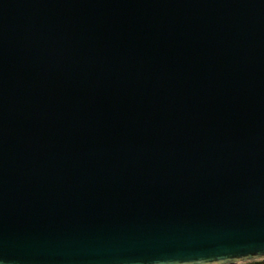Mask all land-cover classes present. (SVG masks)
I'll use <instances>...</instances> for the list:
<instances>
[{"label": "water", "instance_id": "1", "mask_svg": "<svg viewBox=\"0 0 264 264\" xmlns=\"http://www.w3.org/2000/svg\"><path fill=\"white\" fill-rule=\"evenodd\" d=\"M264 259V0H0V264Z\"/></svg>", "mask_w": 264, "mask_h": 264}, {"label": "rangeland", "instance_id": "2", "mask_svg": "<svg viewBox=\"0 0 264 264\" xmlns=\"http://www.w3.org/2000/svg\"><path fill=\"white\" fill-rule=\"evenodd\" d=\"M240 264H259L257 261L242 262Z\"/></svg>", "mask_w": 264, "mask_h": 264}, {"label": "trees", "instance_id": "3", "mask_svg": "<svg viewBox=\"0 0 264 264\" xmlns=\"http://www.w3.org/2000/svg\"><path fill=\"white\" fill-rule=\"evenodd\" d=\"M259 264H264L263 260H256ZM236 264H240V263H236Z\"/></svg>", "mask_w": 264, "mask_h": 264}, {"label": "built area", "instance_id": "4", "mask_svg": "<svg viewBox=\"0 0 264 264\" xmlns=\"http://www.w3.org/2000/svg\"><path fill=\"white\" fill-rule=\"evenodd\" d=\"M264 261V259H262Z\"/></svg>", "mask_w": 264, "mask_h": 264}]
</instances>
